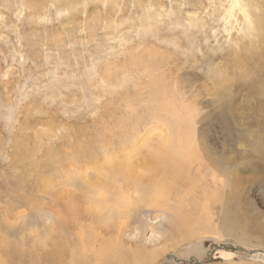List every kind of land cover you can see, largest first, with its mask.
Segmentation results:
<instances>
[{
	"label": "rangeland",
	"instance_id": "obj_1",
	"mask_svg": "<svg viewBox=\"0 0 264 264\" xmlns=\"http://www.w3.org/2000/svg\"><path fill=\"white\" fill-rule=\"evenodd\" d=\"M263 109L264 0H0V258L110 264L111 241L151 264H264ZM180 122L190 170L157 198L132 172L167 136L182 162ZM204 189L223 193L211 211Z\"/></svg>",
	"mask_w": 264,
	"mask_h": 264
},
{
	"label": "bare ground",
	"instance_id": "obj_2",
	"mask_svg": "<svg viewBox=\"0 0 264 264\" xmlns=\"http://www.w3.org/2000/svg\"><path fill=\"white\" fill-rule=\"evenodd\" d=\"M222 1V0H221ZM224 1V0H223ZM226 1V0H225ZM233 1V0H232ZM228 3H230L229 1H228ZM240 3V2H239ZM227 9V8H226ZM227 14V13H226ZM244 14V13H243ZM231 15V14H230ZM235 20V19H234ZM228 21V20H227ZM230 23V22H229ZM251 27V26H250ZM247 31V30H246ZM251 31V30H250ZM227 108V107H226ZM223 109H224V107H223ZM261 109V108H260ZM264 110V109H263ZM231 111V110H230ZM262 111V110H261ZM162 111H161V109L159 108V109H157V111H156V114H160ZM192 116H194V114L192 113L191 115H190V117H192ZM157 117V116H156ZM159 119V118H158ZM145 120V119H144ZM157 120L155 119V122H156ZM194 121V119H193V117L191 118V123ZM154 122V123H155ZM191 123H189V125L191 124ZM174 124H176V123H174ZM182 124H184V125H187V127H184V129L182 128V132H181V136L180 135H176V137H175V140L177 139V141L179 142H181L182 143V147L180 148V149H178V153H177V158L180 160V161H182V162H180V163H176V162H174V160H173V157H174V155H175V153H176V149H175V142H171V144L169 145V140L171 139V138H168V136L161 142V145H158L159 146V150H160V152H161V154H162V152L165 150V148H167V147H171V149H173L172 150V152H171V154H170V156L168 157V159L167 158H164V157H162V156H160V155H151L149 158H147L143 163H142V167H144V169L146 170L145 172H142V173H140L139 171H137V170H133V172H132V178L134 179V183L135 184H137V183H139L140 182V190H143L144 188H147V190H148V188H149V190H151V194L152 195H158L157 196V198L158 197H160L161 195H168V193L172 190V188H173V186H174V184H177V182H178V179L177 178H180V177H182V175H183V173H184V171H188V170H190V168L188 169V165H187V162H188V160L192 157V153L190 152V149H188V144L187 143H190V141L189 140H191V138H192V134H191V128H189L190 126H188V122H185V123H182V122H180L178 125H182ZM177 125V124H176ZM172 127L174 128V125L172 124ZM181 127V126H180ZM178 128V127H177ZM179 129V128H178ZM172 146L174 147V148H172ZM166 151V150H165ZM164 151V152H165ZM210 151H211V149H210ZM208 154V153H207ZM200 156V155H199ZM225 156V155H224ZM204 157V156H203ZM196 158H197V156H196ZM199 158H202V156L201 157H199ZM215 158H216V156H215ZM203 160V159H202ZM200 162V161H199ZM189 164H191V163H189ZM203 165V164H202ZM212 165V164H211ZM197 168V167H196ZM198 168H200V167H198ZM226 168V167H225ZM230 169V168H229ZM223 170H226V169H223ZM228 170V169H227ZM122 171H124V170H119V171H117V172H122ZM212 171H213V169H212ZM228 171H230V170H228ZM227 171V172H228ZM199 172V171H198ZM200 172H202V171H200ZM211 172V171H210ZM227 172H225V174H224V176L225 175H227ZM219 173H220V171H219ZM228 173H231V174H233L232 172H228ZM215 174H217V175H219L218 173H212V180L211 181H213L215 178H216V175ZM114 175H117V173H114ZM155 175H162V177H163V181H161V182H156V180H155V178H154V176ZM211 175V174H210ZM229 175V174H228ZM196 176V175H195ZM189 177V176H188ZM187 177V178H188ZM197 177H199V176H197ZM206 177L207 176H205L204 175V178H200V179H198V178H196V177H194V179L193 180H191L190 181V184H191V187L193 186V189H192V191L194 190V188H195V186L197 187V185L196 184H199V182L200 183H202L203 182V180H206ZM111 178H114V177H110V176H107V178H105L104 180H103V182H97V183H95V184H99V185H95V184H91V183H89V189H91L92 187H95V186H102L103 188H102V193L104 194L105 192H106V190L107 189H109V187H110V182H113L112 180H109V179H111ZM231 178V177H230ZM165 179H170L171 181H172V183L171 184H169L168 185V183H166L165 182ZM189 179H192V178H190L189 177ZM185 180V179H184ZM210 180V179H209ZM232 180V179H231ZM236 180V179H235ZM208 181V180H207ZM216 181V180H215ZM214 181V182H215ZM218 181V180H217ZM226 181H227V179H226ZM196 182V183H195ZM210 182V181H209ZM214 182H211L212 184L214 183ZM230 182V181H229ZM234 182V181H233ZM217 182H215V184H216ZM223 184H225L224 182H223ZM146 185V186H145ZM148 185V186H147ZM226 185V184H225ZM235 185V184H234ZM111 186H112V184H111ZM202 186V185H201ZM215 186V185H214ZM136 187V186H135ZM219 187H220V185H219ZM204 188H207V187H204ZM221 188V187H220ZM202 189V188H201ZM234 189V188H233ZM242 189V188H241ZM205 190V189H204ZM215 191H214V193H211L210 194V196H208V194H209V191L206 189L205 190V192L204 193H202V194H204V196H203V198H205V199H207L206 200V203H205V209H207V207L210 209L211 208V205L213 204L212 203V201H219L218 199H220V200H222L224 197H223V193L222 194H220V191L219 190H217V189H214ZM222 190H224V189H222ZM240 190V189H239ZM201 191V190H200ZM210 191H212L213 192V190H210ZM138 192V191H137ZM143 192V191H142ZM234 192V191H233ZM192 193V192H191ZM228 193H230V192H228ZM239 193V192H238ZM187 194H189V193H187ZM195 194V193H194ZM199 194V193H198ZM231 194L232 195H235V193H232L231 192ZM192 195H193V193H192ZM225 195V194H224ZM237 195V194H236ZM189 196V195H188ZM239 196V195H238ZM237 196V197H238ZM241 196V195H240ZM229 197H230V195H229ZM157 198H156V200H157ZM227 198V197H226ZM232 198V197H231ZM233 198H235V197H233ZM227 199H229V198H227ZM226 199V200H227ZM198 200V199H197ZM212 200V201H211ZM225 200V199H224ZM224 200H223V202H224ZM225 200V201H226ZM229 200H231V199H229ZM236 200H238V199H236ZM187 201V200H186ZM185 201V202H186ZM228 201V200H227ZM226 201V203H228ZM195 202V201H194ZM221 202V201H220ZM247 202V201H246ZM161 202L160 201H158L157 200V203L155 202V201H151L150 203H149V205L150 206H152V205H155V206H158L159 208L162 206V209H163V204H160ZM225 203V204H226ZM231 203H232V201H231ZM238 203V202H237ZM211 204V205H210ZM215 204V203H214ZM224 204V205H225ZM228 205V204H227ZM195 206H197V204L196 205H194V207ZM189 207V206H188ZM232 207H233V205H232ZM232 207H230L231 209H232ZM235 207V206H234ZM237 207V206H236ZM229 208V207H228ZM165 209H167V208H165ZM197 209V211H199V209L198 208H196ZM200 209H201V207H200ZM224 214H223V221H226V222H224L221 226H223L222 228H224L223 229V231L226 233V234H228L229 232H233V233H235V234H237L236 236L238 237V232L239 233H244L243 231H245V227L246 226H243V224H245V222H243V224L241 223V224H239L237 221L239 220V219H237L236 217H234V216H232V214H226V212H227V207L226 206H224ZM234 209V208H233ZM232 209V210H233ZM190 210V209H189ZM234 210H236V209H234ZM210 211H211V209H210ZM229 211V210H228ZM208 212H209V210H208ZM233 212V211H232ZM210 213V212H209ZM188 215V216H187ZM192 215V214H191ZM200 215V214H199ZM207 215V214H206ZM237 215V214H236ZM180 216H182V215H180ZM193 216V215H192ZM239 216V215H238ZM241 216V215H240ZM239 216V217H240ZM251 216V215H250ZM177 217V216H176ZM183 217V216H182ZM197 217V216H196ZM195 217V218H196ZM204 217V216H203ZM202 218V217H201ZM179 219H181V218H179ZM254 219V218H253ZM193 221V219L191 218V216L189 215V214H185V217L183 218V220H181V222L183 221H185V225L184 224H182V225H184L183 227H186L185 228V230H187L188 229V227H187V224L190 222V221ZM206 220H208V219H206ZM242 220H244V219H242ZM245 220H247L246 219V217H245ZM205 221V220H204ZM240 222H242V221H240ZM250 222V221H249ZM174 223V222H173ZM248 224V223H247ZM242 225V226H241ZM246 225V224H245ZM248 225H250V224H248ZM248 225H247V227H248ZM241 226V227H240ZM178 227V226H177ZM176 227V228H177ZM201 226H198V227H192V228H189L187 231H191V232H193L194 233V230H196V229H199ZM239 227H240V229H239ZM246 227V228H247ZM250 227V226H249ZM203 228H205V225L203 226ZM221 228V229H222ZM179 229H181V228H179ZM191 229V230H190ZM237 229H238V231H237ZM257 229V228H256ZM181 233H183L184 235H191V234H193V233H191V232H187V233H185L186 231H184V229H181V230H179ZM259 231V230H258ZM254 232V231H253ZM249 233V232H248ZM248 233H246V235L248 234ZM223 234V233H222ZM262 234V233H261ZM229 235V234H228ZM242 236H244L245 237V234H241ZM250 235V234H249ZM253 235V234H252ZM263 235V234H262ZM235 236V237H236ZM261 236V235H260ZM260 236H257V237H260ZM247 237V236H246ZM245 237V238H246ZM241 238V237H240ZM250 238V237H249ZM255 238V237H254ZM263 239V238H262ZM106 241V240H105ZM114 243V242H113ZM260 243V242H259ZM261 244V243H260ZM113 246H115V244L113 245L112 243H111V241L110 242H108L106 245H104L103 246V248H101L102 249V251H100V253L101 252H103V254L105 255L106 253H108L107 255H109L110 253H115L114 255H111L110 256V258H107V260L106 261H108V262H110V264H151L152 262H154V260L157 258V257H159L158 255H159V252H160V250H158V249H152V250H148V251H145V252H141V251H139L138 249L137 250H130V249H127V248H122V246H120V248H121V250H120V252L122 251H124V252H126V253H129V255L128 254H123V255H121V254H116V252L114 251L115 249H114V247ZM141 249V248H140ZM96 251V250H95ZM98 250H97V252H99ZM123 252V253H124ZM163 252V251H162ZM99 253V254H100ZM164 254V253H163ZM98 255V254H97ZM106 255V256H107ZM101 256V255H100ZM105 256V257H106ZM105 257H103V258H105ZM4 259V258H3ZM2 258H0V264H6L5 263V259L3 260ZM112 259H116V260H112ZM103 261V260H102ZM105 262V261H104ZM107 263V262H106ZM157 263V262H156ZM105 264V263H104Z\"/></svg>",
	"mask_w": 264,
	"mask_h": 264
}]
</instances>
